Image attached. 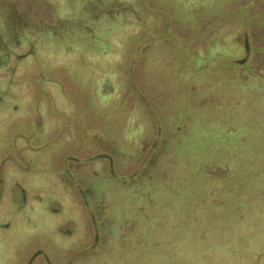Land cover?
I'll list each match as a JSON object with an SVG mask.
<instances>
[{"label": "rangeland", "instance_id": "1", "mask_svg": "<svg viewBox=\"0 0 264 264\" xmlns=\"http://www.w3.org/2000/svg\"><path fill=\"white\" fill-rule=\"evenodd\" d=\"M0 264H264V0H0Z\"/></svg>", "mask_w": 264, "mask_h": 264}, {"label": "trees", "instance_id": "2", "mask_svg": "<svg viewBox=\"0 0 264 264\" xmlns=\"http://www.w3.org/2000/svg\"><path fill=\"white\" fill-rule=\"evenodd\" d=\"M11 32L13 31V30H10Z\"/></svg>", "mask_w": 264, "mask_h": 264}]
</instances>
